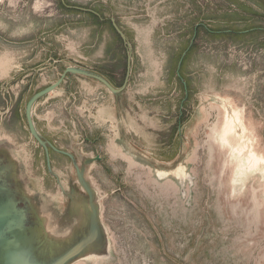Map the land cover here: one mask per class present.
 Returning <instances> with one entry per match:
<instances>
[{
	"label": "rangeland",
	"instance_id": "obj_1",
	"mask_svg": "<svg viewBox=\"0 0 264 264\" xmlns=\"http://www.w3.org/2000/svg\"><path fill=\"white\" fill-rule=\"evenodd\" d=\"M249 153L264 158V0H0L3 200L39 251L264 264Z\"/></svg>",
	"mask_w": 264,
	"mask_h": 264
},
{
	"label": "water",
	"instance_id": "obj_2",
	"mask_svg": "<svg viewBox=\"0 0 264 264\" xmlns=\"http://www.w3.org/2000/svg\"><path fill=\"white\" fill-rule=\"evenodd\" d=\"M114 22V20H113ZM114 28L116 29V31L120 34V36L122 37V39H124V35L122 34V32L120 31V29L117 27V25L114 23ZM68 72V70L65 71V73L63 74L62 78L53 86V87H57L62 79L64 78V76L66 75V73ZM103 80V79H102ZM105 81V80H104ZM105 83L111 88L113 89V87L108 84V82L105 81ZM30 125L33 129V126L31 124ZM4 182L3 180H0V190H1V194H0V264H11L10 260H8V254L10 252L11 249H16V247H20L22 245L25 246L27 245L26 239H25V234L26 230L23 232L21 229H26L28 228L25 223V219L22 216L21 212L19 211V209L17 208V204L12 202H6L4 199V193H5V188H4ZM13 225H15L16 227H18V229H13L12 227ZM21 227V229H20ZM17 231H18V236H17ZM34 241L36 239H33ZM10 241H15V242H20L19 245L14 246L13 244H10ZM33 242V241H32ZM25 244V245H24ZM21 247V249H22ZM34 247V246H33ZM26 249V247H25ZM42 253V249L40 250ZM39 249H37V243H35V248H33V250L29 251L28 250V254L27 251H25V260H20V262H18V264H22V262H24L25 264H39L42 263V259L41 256H38L37 253L39 252V255H41ZM66 258H68L67 254L65 255H61V256H55L52 257V260H50L49 262H47L48 264H64L66 261Z\"/></svg>",
	"mask_w": 264,
	"mask_h": 264
},
{
	"label": "bare ground",
	"instance_id": "obj_3",
	"mask_svg": "<svg viewBox=\"0 0 264 264\" xmlns=\"http://www.w3.org/2000/svg\"><path fill=\"white\" fill-rule=\"evenodd\" d=\"M230 117H236V114L230 113ZM237 120H239V119L237 118ZM236 126H238V125H236ZM234 128H235V126L232 125V129H234ZM238 132H239V130H238ZM237 153H242V150L238 151ZM261 164L264 165V158H262L260 155H258L256 153H249L247 156H245L242 159L241 164H240V167L237 170V174H238L239 177L243 178V176L247 172L252 171L254 169L257 170L256 168L259 165H261ZM245 177H246V175H245ZM46 217H47V215H46ZM46 217L44 218L43 223H47ZM14 228L15 229H18V227H16L15 225H13L12 230ZM20 229H21V227H20ZM46 229H47V227H46ZM21 230L23 232L26 230L27 235L25 234V236H26L25 239H26L27 245L24 244L25 246H23V247L21 245L18 248L16 247V249L14 248V249H11L10 250L7 259L10 260L11 264H18V262H20L21 259L22 260H25V254H26L25 251H27V254H28V250L31 251V250H33V248H35V243H37L36 240H37V238L39 239L40 232H42V230H40L39 227L38 228L37 227L36 228L35 227H33V228L31 227V228H26V229L23 228ZM19 232H20V230H19ZM17 236H18V231H17ZM67 237L69 238V234H68ZM90 237H93V238H90L91 241L89 240V242H91V244H92L93 243V239H94L93 234H91ZM33 239H36V240L34 241ZM64 242L65 243L58 242L56 244H50L46 248L45 251L42 250V253H41V258L42 259L39 258V260H42L43 262L42 263H39V264H48L47 262H49L50 260H52V257L68 254L70 252V249L73 247V243L70 240L64 241ZM19 243L20 242L10 241V244H13L14 246L19 245ZM21 247H22V249H21ZM25 247H26V249H25ZM22 264H25V263L22 262Z\"/></svg>",
	"mask_w": 264,
	"mask_h": 264
},
{
	"label": "crops",
	"instance_id": "obj_4",
	"mask_svg": "<svg viewBox=\"0 0 264 264\" xmlns=\"http://www.w3.org/2000/svg\"><path fill=\"white\" fill-rule=\"evenodd\" d=\"M239 111V110H236V112ZM242 117V116H241Z\"/></svg>",
	"mask_w": 264,
	"mask_h": 264
}]
</instances>
